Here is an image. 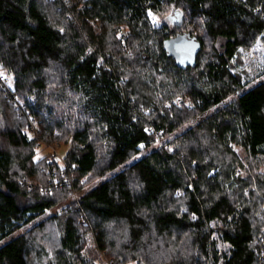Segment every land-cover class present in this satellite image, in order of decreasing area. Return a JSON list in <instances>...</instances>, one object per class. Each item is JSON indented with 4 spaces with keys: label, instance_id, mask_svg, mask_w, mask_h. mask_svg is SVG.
<instances>
[{
    "label": "trees",
    "instance_id": "16d2710c",
    "mask_svg": "<svg viewBox=\"0 0 264 264\" xmlns=\"http://www.w3.org/2000/svg\"><path fill=\"white\" fill-rule=\"evenodd\" d=\"M259 38L264 0H0V71L42 134L0 86V264H99L90 241L112 264H264V79L233 71Z\"/></svg>",
    "mask_w": 264,
    "mask_h": 264
},
{
    "label": "rangeland",
    "instance_id": "374dc122",
    "mask_svg": "<svg viewBox=\"0 0 264 264\" xmlns=\"http://www.w3.org/2000/svg\"><path fill=\"white\" fill-rule=\"evenodd\" d=\"M150 17H151V21L155 26L166 24L171 29L174 28L175 24H177L178 21L180 20V15L177 12H173L170 16L169 15L160 16L150 12ZM241 56L242 59L240 61V64H237V62H235L237 65L236 67L233 68V71L240 72L242 74L243 82H246L247 88L252 87L257 82L264 79V43L259 38L251 49L242 50ZM43 144H38V146L40 145L39 146L40 148L37 147L38 153L36 155V160L45 157L49 154L52 156L53 152L55 151L56 152L58 151L59 154L63 157L67 153L70 147L68 144H64L61 142L48 143V144L43 143ZM84 191L85 189L81 190L80 194L83 193ZM62 208L63 207L59 206L54 209H51L48 212L49 214L47 213V216H52L55 212H58ZM27 227L28 226L22 227L21 231L26 230ZM85 255L89 258L94 259L99 264L104 262V258L98 251L93 241H90V243L88 244L85 250ZM128 264H136V263H128Z\"/></svg>",
    "mask_w": 264,
    "mask_h": 264
},
{
    "label": "water",
    "instance_id": "95a60500",
    "mask_svg": "<svg viewBox=\"0 0 264 264\" xmlns=\"http://www.w3.org/2000/svg\"><path fill=\"white\" fill-rule=\"evenodd\" d=\"M165 49L176 59L177 65L185 69L197 65L202 43L195 38L179 34L165 41Z\"/></svg>",
    "mask_w": 264,
    "mask_h": 264
},
{
    "label": "built area",
    "instance_id": "2783aa9c",
    "mask_svg": "<svg viewBox=\"0 0 264 264\" xmlns=\"http://www.w3.org/2000/svg\"><path fill=\"white\" fill-rule=\"evenodd\" d=\"M0 86L1 88L6 91V92H11L12 95V101L13 104L15 105V107L17 108V110H20L22 114H25L27 116L28 119V128H29V132L30 134L35 137V138H39L40 134H41V124H40V120L38 118H36L28 109V106L17 96V94L13 91L14 90V86H13V82L11 80V78L6 75L4 72L0 71ZM233 149L236 152H239V147L234 145ZM58 152V151H57ZM56 151L53 152V157L56 159H59L60 161H63V157L59 154V152L57 153ZM55 185L59 186V179H54ZM76 198L78 197L77 194H75ZM61 213H64V210H61ZM264 241V238H263ZM261 255L264 257V249H262L260 251ZM104 255V253H103ZM102 264H112V260L105 258L104 262Z\"/></svg>",
    "mask_w": 264,
    "mask_h": 264
},
{
    "label": "bare ground",
    "instance_id": "6f19581e",
    "mask_svg": "<svg viewBox=\"0 0 264 264\" xmlns=\"http://www.w3.org/2000/svg\"><path fill=\"white\" fill-rule=\"evenodd\" d=\"M27 127H28V125H27ZM30 133V132H29ZM30 135V134H29ZM42 135V134H41ZM34 139H36V138H34ZM42 142V141H41ZM44 145V144H43ZM40 146V145H39ZM39 146H37V147H39ZM40 148V147H39ZM240 150V149H239ZM239 152H241V150L239 151ZM239 154V153H238ZM50 155V154H49ZM48 155V156H49ZM51 156V155H50ZM52 159H53V157H52ZM59 161V160H58ZM63 163V162H62ZM63 165V164H62ZM58 176V175H57ZM60 178V177H59ZM53 181V180H52ZM60 181V180H59ZM58 185H61V184H58ZM79 198V197H78ZM49 214V213H48ZM61 214H63V213H61ZM94 240V239H93ZM95 242V241H94ZM100 252V251H99ZM101 253V252H100ZM102 254V253H101ZM103 255V254H102ZM107 258V257H106ZM109 259V258H108ZM112 263H113V261H112Z\"/></svg>",
    "mask_w": 264,
    "mask_h": 264
}]
</instances>
